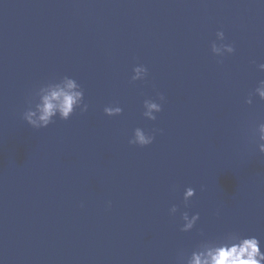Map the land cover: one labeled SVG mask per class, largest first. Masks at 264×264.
Here are the masks:
<instances>
[{"label": "water", "instance_id": "95a60500", "mask_svg": "<svg viewBox=\"0 0 264 264\" xmlns=\"http://www.w3.org/2000/svg\"><path fill=\"white\" fill-rule=\"evenodd\" d=\"M220 30L235 48L222 62L210 49ZM259 63L264 0H0V264H178L180 250L231 231L264 250L252 135L264 100L245 103ZM137 64L148 76L131 82ZM65 75L88 111L31 128L30 93ZM158 93L147 120L143 100ZM115 104L122 114L106 116ZM136 127L159 132L130 145ZM174 204L200 214L191 232Z\"/></svg>", "mask_w": 264, "mask_h": 264}, {"label": "clouds", "instance_id": "9594fccd", "mask_svg": "<svg viewBox=\"0 0 264 264\" xmlns=\"http://www.w3.org/2000/svg\"><path fill=\"white\" fill-rule=\"evenodd\" d=\"M216 39L210 44L211 53L222 58L235 52L231 43H225V34L217 31ZM264 72V63L257 65ZM148 76V69L143 64H137L132 69L131 82L144 81ZM254 97L264 100V79L258 81L257 86L248 94L245 103L251 105ZM165 100L163 94L157 97L145 98L142 104V116L150 121L157 119V114L162 111ZM89 104L85 101V93L81 84L73 77L63 76L49 80L35 88L27 100V108L22 113V119L33 129H44L60 120H69L77 110L81 114L88 111ZM106 116L113 117L122 114L123 109L118 104L107 105L103 108ZM159 129L150 132L141 127H136L129 137L130 145L146 147L151 145ZM258 150L264 154V121L259 122L252 130ZM195 195V189L185 188L183 192V205L189 206V202ZM110 206V202H109ZM179 212L181 225L179 230L184 233L191 232L200 220L198 212L190 214L189 211H180L178 205H172L169 214L175 216ZM200 235L203 237L204 233ZM178 264H264V250L261 240L254 235H244L238 231H231L215 239L203 238L190 251L180 250L177 254Z\"/></svg>", "mask_w": 264, "mask_h": 264}]
</instances>
